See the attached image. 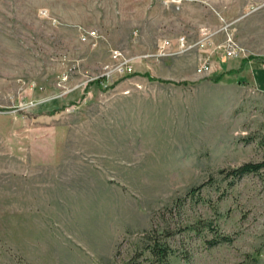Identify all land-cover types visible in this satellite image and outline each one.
<instances>
[{"label":"rangeland","instance_id":"obj_1","mask_svg":"<svg viewBox=\"0 0 264 264\" xmlns=\"http://www.w3.org/2000/svg\"><path fill=\"white\" fill-rule=\"evenodd\" d=\"M220 17L239 55L154 54L200 27L220 42ZM112 48L133 70L99 85ZM242 57L246 73L224 67ZM255 57L264 0H0V264H149L144 236L164 226L170 264H264V166L228 173L264 160ZM33 158L51 163L54 197L76 195V207H54L62 238L30 263L12 247L10 212L20 186L44 177Z\"/></svg>","mask_w":264,"mask_h":264},{"label":"crops","instance_id":"obj_2","mask_svg":"<svg viewBox=\"0 0 264 264\" xmlns=\"http://www.w3.org/2000/svg\"><path fill=\"white\" fill-rule=\"evenodd\" d=\"M211 48H208L210 50ZM239 59L231 62H224V67L237 68L241 62ZM249 60L241 62L238 72L242 75L246 73V63ZM217 62V59L215 60ZM37 145V144H36ZM29 144V151H37L39 146ZM34 147H37L34 149ZM42 147V145H40ZM35 156V154H33ZM32 161L39 163L42 167L44 163V177L37 176L36 185L29 181V184H22L20 186L19 196L14 197L11 214V231H12V247L16 253L25 257L26 261L32 263L39 260V255L36 254V248H46L48 242L52 239L60 240L62 213H58L54 217V207L61 208V206H69L75 209L76 195H73V202L66 204L61 201L60 196L54 197L53 192V174L52 165L46 164V160L33 158ZM47 166H49L47 168ZM40 168V167H38ZM56 224L58 230L52 233V225ZM59 245V244H58ZM45 251V250H44Z\"/></svg>","mask_w":264,"mask_h":264},{"label":"built area","instance_id":"obj_3","mask_svg":"<svg viewBox=\"0 0 264 264\" xmlns=\"http://www.w3.org/2000/svg\"><path fill=\"white\" fill-rule=\"evenodd\" d=\"M165 1H170L177 6V3L180 0H164V2ZM220 20L223 21V24L219 27V29L223 30V36L220 42L214 43L211 40L212 32L206 30L205 27H200L198 34L195 37H187L186 34L181 33L176 35L173 40L170 37L161 39L156 46L154 54L156 56H167L173 53L183 52L191 48L205 49L206 46L211 45L209 47L211 48L209 51L220 48V52L224 57L239 55L241 53V47L233 38L231 31L228 30V24L225 23L221 17ZM109 56L111 58V64H105V70L102 74H100V76H102V79L99 80L100 84H103L108 76L113 73L124 75L133 70L131 59L124 55L119 49H110ZM210 66V63L204 59L196 66L195 70L197 72H205L210 69ZM105 86H107V84H104L102 87Z\"/></svg>","mask_w":264,"mask_h":264},{"label":"trees","instance_id":"obj_4","mask_svg":"<svg viewBox=\"0 0 264 264\" xmlns=\"http://www.w3.org/2000/svg\"><path fill=\"white\" fill-rule=\"evenodd\" d=\"M249 58L242 57L240 60L241 62L244 60H247ZM257 60H262L264 62V57H255ZM241 62L237 68L234 69V71H238L241 66ZM147 77L150 76L146 73ZM102 79V76H99L92 81H96L99 85V80ZM215 79H218V77H215ZM105 87H108L105 86ZM264 166V160L261 161H243L233 167H231L228 170V173L231 175V177H238L244 173L256 171ZM222 171V169H220ZM202 184L199 183L195 186L189 187V191L191 192L194 188L198 189ZM156 234L154 231H146V235L144 236L145 242L144 247L146 248L148 254H149V264H170L168 261V255L171 253V248L166 241V237H168L171 232L168 230L166 226L162 227L161 230H159ZM219 239H227L226 235H219Z\"/></svg>","mask_w":264,"mask_h":264}]
</instances>
